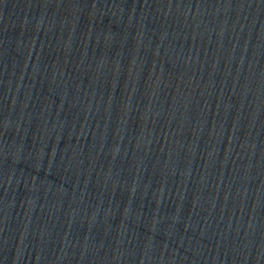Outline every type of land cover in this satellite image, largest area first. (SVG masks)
Wrapping results in <instances>:
<instances>
[{
	"label": "water",
	"instance_id": "obj_1",
	"mask_svg": "<svg viewBox=\"0 0 264 264\" xmlns=\"http://www.w3.org/2000/svg\"><path fill=\"white\" fill-rule=\"evenodd\" d=\"M0 264H264V0H0Z\"/></svg>",
	"mask_w": 264,
	"mask_h": 264
}]
</instances>
